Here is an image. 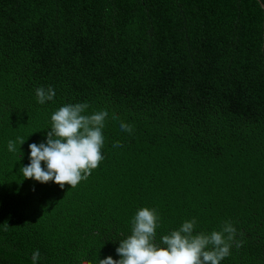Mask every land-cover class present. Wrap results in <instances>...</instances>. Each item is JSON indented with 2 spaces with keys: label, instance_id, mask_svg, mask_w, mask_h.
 Segmentation results:
<instances>
[{
  "label": "trees",
  "instance_id": "16d2710c",
  "mask_svg": "<svg viewBox=\"0 0 264 264\" xmlns=\"http://www.w3.org/2000/svg\"><path fill=\"white\" fill-rule=\"evenodd\" d=\"M261 5L0 0V264H32L36 250L37 264L119 260L144 207L161 217L157 243L186 220L197 233L232 221L243 246L221 264H264ZM85 102L109 113L99 168L76 188L24 179L51 115Z\"/></svg>",
  "mask_w": 264,
  "mask_h": 264
},
{
  "label": "clouds",
  "instance_id": "9594fccd",
  "mask_svg": "<svg viewBox=\"0 0 264 264\" xmlns=\"http://www.w3.org/2000/svg\"><path fill=\"white\" fill-rule=\"evenodd\" d=\"M55 90L48 86L36 89L37 103L52 101ZM88 103L66 104L51 115V128L46 143L29 145L30 164L21 169L24 179L41 184L54 182L61 189L65 185L76 188L87 181L92 172L105 159L103 129L109 116L107 110L87 114ZM112 119H119L113 114ZM122 132L131 134L133 126L120 122ZM25 143L23 137L9 140V152H16V145ZM114 148L123 147L120 142ZM42 164L46 167H42ZM160 215L155 208L138 209L131 220L130 235L119 242L116 249L119 260L111 256L99 260V264H221L231 255V249L239 250L243 240L237 239V229L232 221H224L219 231L195 232V218L184 221L178 229L170 231L156 242ZM40 252L32 254V264H37ZM81 264H90L82 260Z\"/></svg>",
  "mask_w": 264,
  "mask_h": 264
},
{
  "label": "water",
  "instance_id": "95a60500",
  "mask_svg": "<svg viewBox=\"0 0 264 264\" xmlns=\"http://www.w3.org/2000/svg\"><path fill=\"white\" fill-rule=\"evenodd\" d=\"M259 1V0H258ZM262 9L264 10V5H261Z\"/></svg>",
  "mask_w": 264,
  "mask_h": 264
}]
</instances>
